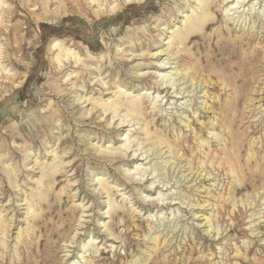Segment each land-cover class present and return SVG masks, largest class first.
I'll list each match as a JSON object with an SVG mask.
<instances>
[{
	"label": "rangeland",
	"instance_id": "374dc122",
	"mask_svg": "<svg viewBox=\"0 0 264 264\" xmlns=\"http://www.w3.org/2000/svg\"><path fill=\"white\" fill-rule=\"evenodd\" d=\"M216 37L256 53L248 82ZM48 243L50 264H264V0H0V264Z\"/></svg>",
	"mask_w": 264,
	"mask_h": 264
},
{
	"label": "bare ground",
	"instance_id": "6f19581e",
	"mask_svg": "<svg viewBox=\"0 0 264 264\" xmlns=\"http://www.w3.org/2000/svg\"><path fill=\"white\" fill-rule=\"evenodd\" d=\"M211 2V1H210ZM209 2V3H210ZM214 2L212 1L211 4H213ZM210 4V5H211ZM206 7V5H203ZM202 10V7H200ZM204 9V8H203ZM209 13H211V9H207L205 11L202 12V16L200 17H196L195 15H191L190 17V21H186V23L184 24V26L186 27L187 33H179L178 40H186L188 37L191 36L192 31L196 30L197 28H204L209 22H212L214 20V18L212 16L209 15ZM198 16V15H197ZM188 18V17H187ZM186 32V31H185ZM177 34V33H176ZM218 36V35H217ZM223 36V35H222ZM177 40V38H176ZM216 42L214 43V45L211 46L210 51L213 53L211 56V59L214 60V62L216 63H225V68L226 70L229 72L231 68L234 69V73H230L228 75H224L226 76V80L227 82L230 83H234L237 80H242L244 82H248V80L246 79V77H248V72L252 67V62L253 60L256 58V53L248 55V56H244L243 57V49L241 47L242 46V41L241 40H236V42H231L229 40L226 39H222L220 37V39H217L216 37ZM171 42V41H170ZM169 43V42H167ZM181 43V42H180ZM60 44L59 43H55L52 45V48H57L60 49ZM169 47V46H168ZM215 52L217 54H215ZM70 50L66 49V54H69ZM245 55V54H244ZM219 57V58H218ZM254 66V65H253ZM215 67V66H214ZM216 68V67H215ZM220 77V76H219ZM220 79V78H219ZM223 79V78H222ZM167 86V85H166ZM229 86V85H228ZM230 88V87H228ZM247 90V89H246ZM232 92V90H231ZM230 92V93H231ZM230 98V96H229ZM9 101V100H8ZM112 103V102H111ZM111 103L109 104V106L111 105ZM115 104V101L113 102ZM118 103V102H117ZM139 103V102H138ZM227 103V102H226ZM112 106V105H111ZM116 106V104H115ZM113 108H115L113 106ZM132 111L136 112L137 107H135L134 102H132L131 105ZM225 108V107H224ZM111 109V108H109ZM229 109V108H228ZM116 110V108H115ZM130 110V109H129ZM131 112V111H130ZM252 156V155H251ZM208 164V162H207ZM58 172V169L53 170V172L50 174V176L47 175L48 178L52 179V177H54L56 175V173ZM199 174V173H198ZM204 176V175H203ZM47 179V180H50ZM50 182V181H49ZM148 190V189H147ZM161 200V199H160ZM153 201V200H152ZM158 201V200H157ZM156 201V202H157ZM149 202V201H148ZM156 202H153L156 204ZM146 203V202H145ZM151 203V202H150ZM147 204V203H146ZM160 205V204H159ZM158 205V206H159ZM157 206V205H156ZM110 227V226H109ZM4 228V227H3ZM110 229V228H109ZM63 230V229H62ZM6 231V230H5ZM57 234L60 233L59 230H57ZM111 232V231H110ZM27 237V236H26ZM24 241V240H23ZM26 242V241H24ZM128 242V241H127ZM53 243V242H52ZM52 243H48L46 249L42 252V255H47V258L45 260L44 263L42 264H50L51 260L53 259V255H52ZM6 244V242H5ZM4 245V244H3ZM5 246V245H4ZM51 248V249H49ZM154 253V252H153ZM156 256V255H155ZM187 259V258H186ZM155 260V259H154ZM153 260V262H154ZM163 261V260H162ZM154 264V263H153ZM156 264V262H155ZM157 264H160L159 261L157 262ZM164 264V263H163ZM172 264V263H171ZM174 264V263H173Z\"/></svg>",
	"mask_w": 264,
	"mask_h": 264
}]
</instances>
